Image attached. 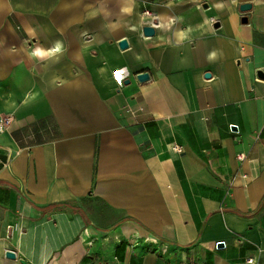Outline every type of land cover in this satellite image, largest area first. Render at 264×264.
I'll return each instance as SVG.
<instances>
[{
  "label": "crops",
  "instance_id": "1",
  "mask_svg": "<svg viewBox=\"0 0 264 264\" xmlns=\"http://www.w3.org/2000/svg\"><path fill=\"white\" fill-rule=\"evenodd\" d=\"M0 264H264V0H0Z\"/></svg>",
  "mask_w": 264,
  "mask_h": 264
},
{
  "label": "water",
  "instance_id": "2",
  "mask_svg": "<svg viewBox=\"0 0 264 264\" xmlns=\"http://www.w3.org/2000/svg\"><path fill=\"white\" fill-rule=\"evenodd\" d=\"M251 7H252V5L250 3H244V4L241 5V10L242 11H248V10L251 9ZM247 20L248 19L246 17L243 19L244 22H247ZM142 31H143L144 36H146V37L154 36L156 34V28H154L151 25L144 26ZM119 46H120L121 49L128 48V46H129L128 39H126V38L121 39L119 41ZM210 76H211L210 73L206 74V77H210ZM138 79L140 81H146V80L149 79V74L147 72H142V73H140L138 75ZM6 256L8 258L15 259L16 258V253L14 251L9 250L6 253Z\"/></svg>",
  "mask_w": 264,
  "mask_h": 264
},
{
  "label": "built area",
  "instance_id": "3",
  "mask_svg": "<svg viewBox=\"0 0 264 264\" xmlns=\"http://www.w3.org/2000/svg\"><path fill=\"white\" fill-rule=\"evenodd\" d=\"M144 15L146 17H149V18H152L153 19L152 22H151V24H150L151 26H153L154 28H158L159 21L156 20V16L152 12V10H146L144 12ZM9 123H10V120H6L5 122H3V126L5 127V126L9 125ZM178 151H182V150L181 149H178ZM244 158H245V156L243 154H240L239 155V159H244ZM247 262L248 263H254V259L253 258H248L247 259Z\"/></svg>",
  "mask_w": 264,
  "mask_h": 264
},
{
  "label": "clouds",
  "instance_id": "4",
  "mask_svg": "<svg viewBox=\"0 0 264 264\" xmlns=\"http://www.w3.org/2000/svg\"><path fill=\"white\" fill-rule=\"evenodd\" d=\"M181 38H183V34L181 35ZM61 50H62L61 45L57 44V46L54 49L48 51L47 53L37 49V51L33 52L32 55L33 56H37V55L38 56H44V55L51 56V55H53L56 52H60Z\"/></svg>",
  "mask_w": 264,
  "mask_h": 264
},
{
  "label": "rangeland",
  "instance_id": "5",
  "mask_svg": "<svg viewBox=\"0 0 264 264\" xmlns=\"http://www.w3.org/2000/svg\"><path fill=\"white\" fill-rule=\"evenodd\" d=\"M146 10H151V9H148V8L144 9V10H143V15H144V12H145ZM144 16H145V15H144Z\"/></svg>",
  "mask_w": 264,
  "mask_h": 264
},
{
  "label": "snow or ice",
  "instance_id": "6",
  "mask_svg": "<svg viewBox=\"0 0 264 264\" xmlns=\"http://www.w3.org/2000/svg\"><path fill=\"white\" fill-rule=\"evenodd\" d=\"M119 78V77H118Z\"/></svg>",
  "mask_w": 264,
  "mask_h": 264
}]
</instances>
